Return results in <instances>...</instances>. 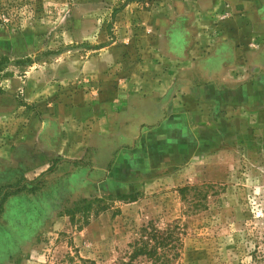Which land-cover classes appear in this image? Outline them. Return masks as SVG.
I'll list each match as a JSON object with an SVG mask.
<instances>
[{"label": "rangeland", "instance_id": "374dc122", "mask_svg": "<svg viewBox=\"0 0 264 264\" xmlns=\"http://www.w3.org/2000/svg\"><path fill=\"white\" fill-rule=\"evenodd\" d=\"M231 63L202 99L205 64ZM168 78L191 94L189 144L151 146L131 183L91 182L115 162L70 151L100 112L87 97ZM22 143L0 264H264V0H0V175Z\"/></svg>", "mask_w": 264, "mask_h": 264}, {"label": "crops", "instance_id": "0c3cea01", "mask_svg": "<svg viewBox=\"0 0 264 264\" xmlns=\"http://www.w3.org/2000/svg\"><path fill=\"white\" fill-rule=\"evenodd\" d=\"M208 64H205L206 66L201 71L210 78L208 80L213 82L210 81L208 84L202 85L206 88L202 97L204 100L215 98L217 92L215 95L210 94L209 92L212 91L209 86L222 87L221 82L226 77L227 69L232 70L231 76L236 75L235 72L234 75L232 73L233 63L230 66L222 64L220 67L216 64L214 66L211 64L208 66ZM185 87H188L185 82H176L168 78L154 81L150 92L140 90V86L130 89H113L111 87L105 91L101 100L98 99V102L87 97V102H84L83 106L87 105L90 108L92 104L99 103L100 112L93 114L94 120L86 130L85 138L87 140H84L83 144L78 140L77 142L72 141L70 151L77 152L79 148L86 149L84 152L97 151L95 156L97 159L115 162L111 172L106 169L107 163L105 162L92 166L90 169L85 168L88 170L90 181L102 185L131 183L134 178L140 177V175L153 173L144 171V168L140 167L141 161L146 158L150 160L151 152H154V148L152 149L151 146H156L158 143L166 147L189 144L191 128L194 126L191 123L190 107L186 104L191 94ZM180 88H182L181 92ZM42 135L46 134L42 133ZM57 135L55 132L54 143H52L55 147L53 154L63 153L62 150H57ZM37 146L40 148H38L39 152L42 150L45 154L52 152L41 143ZM27 147L31 148V145L22 143L21 147L10 152L13 165L5 163L8 171L4 175H0V183L16 180L21 174L19 168L23 167L27 172L31 170V166L27 167L26 162L22 163L18 157L20 151ZM28 155H31L30 151ZM71 156L74 157V153ZM120 167L123 168L121 174L118 172ZM27 172L24 173L25 176H28ZM13 200V198L10 199L6 205V215ZM2 226L3 224H0V227Z\"/></svg>", "mask_w": 264, "mask_h": 264}, {"label": "trees", "instance_id": "16d2710c", "mask_svg": "<svg viewBox=\"0 0 264 264\" xmlns=\"http://www.w3.org/2000/svg\"><path fill=\"white\" fill-rule=\"evenodd\" d=\"M147 247V244L146 245H142V247H139V248H137V250H144V251H146L147 252V250L145 249Z\"/></svg>", "mask_w": 264, "mask_h": 264}]
</instances>
